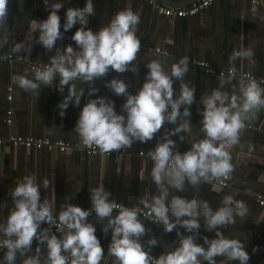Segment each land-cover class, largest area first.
<instances>
[{
	"label": "clouds",
	"instance_id": "clouds-1",
	"mask_svg": "<svg viewBox=\"0 0 264 264\" xmlns=\"http://www.w3.org/2000/svg\"><path fill=\"white\" fill-rule=\"evenodd\" d=\"M8 4L9 0H0V30L5 33ZM44 5L49 9L48 17L40 21L33 19L29 30L33 34L38 33L36 42L51 51L63 36L58 10L64 5L59 2L49 5L48 0H44ZM251 13L253 17L258 15L255 0ZM90 15H95L93 0H86L82 8L68 7L63 29L68 31L80 24L72 36L78 48L71 44L63 50L56 47L48 64L26 69V74L17 77L20 89L38 95L42 86H52L58 77L56 87L61 93L67 86V95L58 104L61 117L70 103L79 105L84 96V89L77 88V81L88 84L90 97L98 91L93 86L95 81L107 76L109 71L121 74L129 70L136 72L133 62L141 50V40L136 35L139 14L131 9L119 11L106 26L95 32L85 27ZM32 41L15 43L9 52L0 55V62L10 59L13 53L29 55ZM7 44L5 34L0 38V49ZM253 56L250 48L241 46L233 50L229 56V64L233 66L227 74L220 73L218 86L202 97L200 132L203 138L199 140L190 141L188 137L195 88L185 81L189 72L187 56L173 63L170 71L165 69L166 61L153 59L147 63L145 66L149 71L145 81L134 94L128 91L129 85L124 79L105 81V87L126 98L119 111L114 101L105 96L88 99L80 111L73 131L83 146L98 149L101 154L130 149L137 141L147 143L165 123L174 126L164 131L162 142L147 153H141L152 161L150 181L155 185V192L142 195L139 202L148 210L146 217L163 225L165 231L183 228L188 233L179 240L178 247L154 258L147 249L156 247L157 240L153 237L144 244L140 242L146 229L138 219V211L112 201L109 198L111 193L102 183L89 189L91 209L67 203L56 216L50 202L41 200V187L36 183L35 175H26L10 191L13 208L6 220L0 223V249H6V264H14L18 252L24 255L30 251L34 240L46 242L48 251L43 264H103L104 249L95 234V226L87 222L93 210L99 219L108 218L104 232L111 229L108 253L110 258H115L114 264H217V257L225 258L222 264L229 261L249 264L250 256L243 241L226 237L221 231L228 225H234L237 217L244 219L248 216L249 209L244 201L231 194L225 195L221 206L213 210L207 200L195 196L189 199L175 193L189 187L195 190L201 182L213 184L216 190L214 182L226 186L225 182L231 179L234 165L230 150L240 144L247 122L264 109V87L255 79L241 76L231 93L223 89L237 79L235 62L246 59L254 64ZM174 81H180L178 96L174 95ZM181 133H187L191 144L190 149L183 153L175 150L176 141L172 139ZM179 139L184 141L185 136L179 135ZM251 148L249 146L250 151ZM43 183L47 189L49 181L46 179ZM114 210L118 213L115 216L112 215ZM201 218L204 228L215 233L211 239L205 236L203 244L197 242ZM42 224L48 227L41 228ZM52 226L63 233L62 238L57 237ZM39 243L37 255L27 257L22 264H41ZM256 250L253 249L254 252Z\"/></svg>",
	"mask_w": 264,
	"mask_h": 264
},
{
	"label": "crops",
	"instance_id": "crops-1",
	"mask_svg": "<svg viewBox=\"0 0 264 264\" xmlns=\"http://www.w3.org/2000/svg\"><path fill=\"white\" fill-rule=\"evenodd\" d=\"M192 0H157L162 6L172 8L185 7ZM59 2L64 6L58 10L61 18L62 39L57 41L53 50L49 51L36 42L38 33H31L29 28L32 20H44L49 15V9L44 5V0H9L8 15L6 18V33L0 30V38L6 34L8 44L0 49L9 52L17 42L32 41L29 55L23 56L24 61L11 63L0 62V137L7 134L47 137L51 140H61L76 144L65 152L47 151L45 148L34 150L14 146L3 141L0 144V223L6 220L13 208L10 191L26 175H35L36 183L41 187V200L47 199L53 208V214L59 212L67 203L80 207L91 204L90 190L100 183L105 190L110 192V199L124 204H140L142 195L154 193L155 185L151 182L152 161L147 155H138L141 151L147 153L149 149L162 142L166 129L174 127L165 123L160 132L147 143L134 142L130 149L113 151L111 154H86L81 150L82 143L79 136L73 131L80 111L88 101L96 96H105L115 103L117 111L125 101V97L115 95L105 87V81L112 78L124 79L129 85L128 91L135 93L145 81L149 71L145 66L153 59L166 61L165 69L170 71L171 65L184 56L189 58V72L185 81L195 88L194 102L190 106L191 133L190 141L203 138L200 132L202 127L201 112L203 109L202 97L210 94L217 87L218 72L222 70L227 74L230 67L229 56L233 50L241 46L250 48L254 52V64L248 60H237L234 64L237 79L224 86L229 93L233 85L238 84L240 75L249 73L257 81L264 80V10L259 6L258 15L252 16L250 4L247 0H213L207 7L197 11L191 16L168 17L159 13L147 0H93L95 15L88 17L85 26L94 32L106 26L114 15L122 10L131 9L139 14L140 23L136 35L141 40V50L133 62L136 72L130 70L125 73L109 71L107 76L97 79L93 85L98 91L88 96V84L76 82L77 88L84 89L79 105L69 104L65 115H59L58 104L67 95V86L61 93L56 85L59 78L52 86H42L38 94L24 92L16 83L17 77L24 75L28 69V62L46 63L49 57L55 54L56 47L63 50L71 44L78 48L72 40L74 32L80 27L77 23L72 29L64 31L63 23L68 7H84L86 0H48L49 5ZM243 44V45H242ZM17 55V53H13ZM194 60H203L215 71L214 75L205 74L201 68L193 64ZM180 81H174L176 96L179 95ZM7 87L10 90H7ZM261 87H264L261 85ZM7 94L10 99L7 100ZM10 108V124L4 123L5 109ZM183 109H181L182 111ZM242 133L240 144L231 148L234 172L231 179L226 181V187L216 184L201 182L193 190L190 187L183 192H177L186 198L198 197L207 200L213 210L222 204L225 195H233L235 199L244 201L249 209V214L244 219L237 217L234 225L221 229L226 237H236L243 241L245 250L249 253V264H264V207L254 200V193L264 194V109L250 122ZM179 135H184L181 141ZM176 141L175 150L181 153L190 149L187 133L172 137ZM249 146H252L251 151ZM49 181L47 189L44 180ZM47 224H42L44 226ZM184 235L183 228H180ZM214 238V232H208L203 226L197 236V242L203 244V238ZM2 238V237H0ZM257 250L254 252L253 249ZM103 264H114L115 258H110L108 250H104ZM217 264H222L224 257H217ZM207 264V262H204ZM227 264H239L238 261H229Z\"/></svg>",
	"mask_w": 264,
	"mask_h": 264
},
{
	"label": "built area",
	"instance_id": "built-area-1",
	"mask_svg": "<svg viewBox=\"0 0 264 264\" xmlns=\"http://www.w3.org/2000/svg\"><path fill=\"white\" fill-rule=\"evenodd\" d=\"M159 13L164 14L165 16L168 17H184V16H191L193 14H195L197 11L207 7L213 0H195L192 3H190L189 5L185 6V7H180V8H172V7H168V6H162L161 4L157 3V0H147ZM250 4L253 5V0H247ZM255 4L256 6H259L260 8H262L264 10V0H255ZM7 53V52H6ZM4 54V52L0 51V55ZM13 61H24V58L22 55L17 54L11 55V58L8 60H4L2 62H7V63H11ZM193 64L197 65L199 68L202 69V71L207 74V75H214L215 71L210 68L206 62H204L203 60H194ZM46 65V63H33V62H28V68L29 70L33 67H42ZM202 65H206V66H202ZM220 73H224L222 70H219V72L217 73L218 75H220ZM241 76H244L245 78H253V76L249 73H243ZM256 80V79H255ZM257 81V80H256ZM257 82H261V85L264 86V80L260 79ZM7 90H10L9 87H7ZM6 99L9 100L10 99V95L7 94ZM5 118H4V123L6 125L10 124V116L12 114V110L10 108L5 109ZM6 141L8 144H12L14 146H22L24 148H33L34 150H39L40 148H45L47 151H57V152H65L68 149H71L73 147H78L76 144H72L69 142H64L61 140H51L47 137H31V136H22V135H13V134H7L4 137H0V144ZM81 150L86 153V154H96L99 153L98 149H94V148H88L85 146H81ZM138 155H142L141 151L137 152ZM147 157V156H146ZM147 159H149L147 157ZM219 184V183H218ZM225 184H227L225 182ZM219 186L221 187H226L225 185H221L219 184ZM254 200L257 202L258 205L264 207V194L260 193V192H255L254 193ZM117 204L120 205H124L126 207H130V208H135L138 211V215L140 216H147V212L148 210L145 209L143 206L139 205V204H124L122 202H115ZM92 205L88 204L86 206H83L82 208L84 209H91ZM116 211V210H114ZM118 211V209H117ZM94 210L93 213L94 214ZM149 218V217H148ZM151 219V218H150ZM152 220V219H151ZM154 221V220H153ZM156 222V221H155ZM163 226V225H162ZM48 227V225H44L41 226V228H46ZM52 231L56 232V228L55 226H52ZM178 241L179 244V240L183 239V237L185 236L181 229H177V230H173L172 232H170ZM37 241H33V244H35ZM111 242V239L108 240L107 242H100L103 249L104 250H108L109 248V244ZM32 244V245H33ZM6 251V249H0V252ZM64 255H69L68 253H64ZM153 257L155 258L156 256L153 255ZM43 264V262L41 263Z\"/></svg>",
	"mask_w": 264,
	"mask_h": 264
},
{
	"label": "water",
	"instance_id": "water-1",
	"mask_svg": "<svg viewBox=\"0 0 264 264\" xmlns=\"http://www.w3.org/2000/svg\"><path fill=\"white\" fill-rule=\"evenodd\" d=\"M195 1L192 0L191 3ZM117 211H113L112 215H117ZM138 219L144 224L146 233L144 236L140 238V242L144 244L148 239L155 238L157 240V246L153 247L150 254L154 256H159L160 254H163V252H168L174 250L176 247L179 246L177 239L170 233L165 231L164 227L159 224L158 222H155L151 220L148 217L140 216L138 215ZM108 218L99 219L96 214H92L87 218V222L92 223L95 226L96 233L98 234L100 232L104 231V226L107 224ZM111 232V229H109ZM55 234L58 238H62L63 233L56 231ZM39 242H36L32 245L31 250L27 251L24 255H21L19 252L17 253V258L14 262V264H22L23 260L26 259L29 256H35L37 255L36 248L38 246ZM39 258L41 260V263L44 262V260L47 258V245L46 242L39 243ZM4 254L5 251L0 252V264H6V261L4 260Z\"/></svg>",
	"mask_w": 264,
	"mask_h": 264
},
{
	"label": "trees",
	"instance_id": "trees-1",
	"mask_svg": "<svg viewBox=\"0 0 264 264\" xmlns=\"http://www.w3.org/2000/svg\"><path fill=\"white\" fill-rule=\"evenodd\" d=\"M97 237L99 238L100 242H107L108 240L111 239V232L107 231V232H100L98 234H96ZM153 248H149L147 249L149 252H151Z\"/></svg>",
	"mask_w": 264,
	"mask_h": 264
},
{
	"label": "bare ground",
	"instance_id": "bare-ground-1",
	"mask_svg": "<svg viewBox=\"0 0 264 264\" xmlns=\"http://www.w3.org/2000/svg\"><path fill=\"white\" fill-rule=\"evenodd\" d=\"M262 9V8H261ZM195 65V64H194ZM195 66H197V65H195ZM198 67V66H197Z\"/></svg>",
	"mask_w": 264,
	"mask_h": 264
}]
</instances>
